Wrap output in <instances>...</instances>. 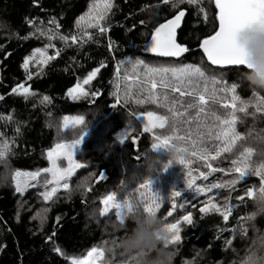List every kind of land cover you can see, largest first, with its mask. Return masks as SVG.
Here are the masks:
<instances>
[{"label": "trees", "instance_id": "16d2710c", "mask_svg": "<svg viewBox=\"0 0 264 264\" xmlns=\"http://www.w3.org/2000/svg\"><path fill=\"white\" fill-rule=\"evenodd\" d=\"M110 2L111 8L104 12L105 0H0V147L5 143L8 146L0 157V178L19 169L47 167L46 153L56 143L89 133L78 155L83 167L70 179L69 188L60 190L51 200L43 202L34 190L20 196L13 184H0V264H71L73 256L101 245L110 246L108 242L118 239L122 230L116 232L112 228L114 223L120 224L116 214H100L101 201L111 193L119 196L141 193L140 185L147 180L154 182L152 185L156 181L161 183L157 210L160 218L166 223L180 221V240L170 243L177 253L175 264H233L248 235V225L242 219L250 201L246 191L248 187L259 188L260 177L246 175L231 187L227 182L237 179L233 162L245 156L250 169L264 166V144L253 139L254 130L264 128V104L257 99L264 100V93L247 86L241 77L244 68L214 67L199 49L203 39L218 29L213 0H201V8L197 2L189 4L188 0ZM181 10L187 13L178 41L190 51L179 58L155 56L147 50L152 34ZM81 17L94 23L87 24ZM37 28H53L60 37L36 36ZM46 48L49 56L46 62L41 66L33 63L31 58L36 49ZM25 58L31 61L23 66ZM130 59L143 62L144 75L141 78L137 75L138 81L122 83L121 94L127 90L131 95L118 100L111 93L112 82L119 63ZM146 64L156 69L194 65L204 72L206 79L191 84L185 81L187 86L173 91L171 87L160 88L157 76L155 91L160 104H136L133 97H139L144 86ZM167 76L171 84L179 85L171 74ZM79 85L84 86L85 93L74 99L70 90ZM13 88L18 91L13 93ZM23 88L44 100L30 99ZM213 90L215 99L211 98ZM201 94L205 96L201 105L204 111L198 116V108L188 105L197 103ZM164 96L168 97L167 105L162 104ZM233 96L238 99L233 101ZM173 102L181 114L176 117L175 129L169 112ZM232 102L235 109L224 106ZM146 111L168 117L165 127L144 132L137 115ZM232 114L238 138L230 150L217 155V145L223 140L216 139L220 125L214 117L225 120ZM68 115H82L84 123L75 130L60 133L56 121ZM198 124L213 126L211 136L206 127L197 129ZM124 129L129 134L121 143L117 137ZM197 130L203 134L198 146L211 149L208 159L189 154L184 164L179 163L181 149L194 151L187 141L197 139ZM157 136L173 137L167 149H152ZM176 136L187 139H175ZM250 148L256 152L249 151ZM168 150L171 157L167 156ZM148 153L161 162L155 171H146L144 166ZM166 164L170 165L165 169ZM209 165L217 171H210ZM101 172L105 173V179L100 178ZM85 176L91 177L90 184L78 192L77 182ZM186 178L194 181L191 189L186 186ZM214 183L225 187L199 194L195 191ZM173 191H180L181 195L173 196ZM207 194H212V201L219 206H231L228 221L218 212L199 211ZM238 196L244 200H237ZM41 207L46 208L44 219L34 216ZM188 213L192 214L191 225L180 219ZM56 248L60 251H55ZM111 259L123 258L114 254Z\"/></svg>", "mask_w": 264, "mask_h": 264}, {"label": "snow or ice", "instance_id": "6c2138e0", "mask_svg": "<svg viewBox=\"0 0 264 264\" xmlns=\"http://www.w3.org/2000/svg\"><path fill=\"white\" fill-rule=\"evenodd\" d=\"M181 3H183V0H180ZM196 0H188L189 4L195 3ZM111 2L110 0H105V6L103 11L106 12L109 8H111ZM175 7V5H173ZM215 7L217 9L216 12V19L218 20V29L215 30L214 34L208 35L203 41L199 44V48L202 49L203 55L207 58V60L212 65L217 66H243V68L251 67L247 63L246 56L242 50V48L239 46L236 40L237 33L245 28V27H251V26H258L261 29H264V0H215ZM203 11V9H201ZM185 15L183 11L179 12L178 15L175 16L174 19L168 20L166 23L161 24L159 27L155 29V32L152 34L151 38V45L147 49L148 51H151L152 53L157 54L161 57H179L181 54L186 53L190 51L189 48L183 46L182 44L177 43L176 38V30L181 24V19ZM101 18H103L101 16ZM84 18L81 17V20ZM79 23V21L77 22ZM37 52H40V49H36ZM43 54V53H41ZM137 64L142 63V61H136ZM28 64V58H25L24 65L26 66ZM171 72L172 76L179 81V85H173L169 82L167 74ZM92 75H95V73H92ZM159 77V86L160 88H168L171 87L173 91H179L180 87L187 86L185 84V81H187V84L193 83L195 80L198 79H206L205 74L201 69L194 65H185L182 68L176 69V68H147L146 66V79L144 80L145 87L140 89V91H146L147 95L145 97V100L156 103L158 99H160L156 92L153 91L157 88V82L154 79L155 77ZM91 78V77H89ZM88 81L86 80L85 83ZM216 81L213 79V83ZM22 87V86H19ZM235 88V85L232 86V89ZM230 89L229 91H231ZM77 89L70 90V95L73 92H77ZM18 91V88H13L12 92L16 93ZM23 93L27 94L28 89L23 88ZM215 90H213L212 99H215ZM83 94V93H81ZM93 95H96V93H93ZM131 93L126 90L125 96H129ZM181 95H184L183 92H181ZM73 98H78V96H73ZM233 101L237 100L238 97L233 96ZM259 104H264V100H259ZM119 100V97H118ZM139 103H144L145 101H138ZM168 97L164 96L162 98V104L167 105ZM169 107V112L172 113L173 118V129H175V120L176 117L179 114L175 108ZM205 103V96L199 95L197 99V103L195 104H189L188 107H196L198 108V116L200 113L204 111L203 105ZM243 104V102H241ZM225 107H232L235 109V104L232 105H224ZM113 107H116L114 105ZM244 107H247V105H244ZM244 107L240 108V111H244ZM259 111V107L257 108ZM216 120L219 121V129L216 133V139H220L224 141V148H217L216 154L219 155L220 151H228L231 149L232 144L234 143L235 139L238 138V134L235 131L234 124H235V115L232 114L229 119L221 120L219 117H214ZM144 119L145 123L143 125L144 132H151L155 128L163 129L165 127V123L168 120V117L163 115H158L154 112H146L144 113ZM66 126L68 118L65 117ZM71 123L73 125H79L84 123V118L82 116H78L72 119ZM201 127H206L208 129V134L211 136L212 133V127L209 125H197V129ZM129 134V130L126 133H122L120 136L117 137V139L124 143L126 141L127 135ZM191 135V133L189 134ZM203 134L200 133L198 130L196 132L197 139L188 140L187 142L191 143L194 151L191 152L192 156H198L201 159H208V152L209 150L207 148H201L198 146L199 139ZM76 140L72 143H59L57 144L52 150L48 152V160L50 162V167L43 169L42 171L49 173L51 175V182L54 183L57 187H53L51 191L44 193V199L49 200L54 193L57 192L58 187H63L64 189L69 188V184L67 183V180L73 176L76 169L83 167L81 163H79L74 158V149L81 143V139ZM175 139L179 140H186V137H174ZM173 139V137H164L161 138L159 136L155 137L156 143L152 144V149H167L169 147V140ZM133 143H135V140H133ZM7 143L3 145V147H0V157H3L5 155V151L7 149ZM186 149H181L180 152H186ZM61 158L66 159L68 162V166L60 167L58 165V160ZM213 159L215 157H212ZM178 162L181 164L185 163V160L183 157H178ZM235 167L234 171L238 174L237 179H233L229 182H227V185L231 187L232 185H235L237 183V180H243V178L246 175L249 174H255L260 177V190L264 191V166H261L257 169H250L249 165L245 160L241 161H234L233 162ZM170 164H166L164 168H168ZM210 171H217V169L211 168L209 165ZM20 175V174H18ZM27 177H30L31 179L35 180L36 177L39 175V173H32V174H25ZM203 176L204 174L201 173ZM190 176V174H189ZM100 178L105 179L106 175L104 172L100 173ZM205 179H207V176H204ZM61 182H64L61 184ZM24 183L23 180L17 182V191L22 192L23 189L21 185ZM194 181L191 178H186V186L187 188L191 189L193 187ZM25 186H27L25 184ZM225 187L224 184L220 183H214L210 186L205 188L197 187L195 189L196 193L199 194L204 191H211L212 189H220ZM141 189L146 190L145 193L142 196V199L145 200V206L144 210L145 212H157V210L160 208V202L161 198L160 196L155 193L152 189V181L147 180L143 184L140 185ZM256 191V188L254 187H248L246 191L247 198L251 199L253 193ZM173 196H180V191H173ZM239 201H243L244 197L238 196L236 198ZM212 197H209V204L205 207H201L199 211L201 213H206L208 211H215L220 213L223 216L224 221H228L229 219V211H221V209L216 205L211 203ZM101 203L104 205V207L101 209L100 214L104 215L109 211L110 208L116 209V216L117 219L120 221V224L123 226L125 223V220L128 218L129 215H131L134 211L133 205L129 201H124L123 203H119L115 201L114 195L110 194L105 199L101 201ZM171 215V213H169ZM181 220L185 221L187 224L191 225L193 224L192 214L188 213L185 216H182L180 218ZM244 219V218H242ZM180 221H176V223H166L165 227L169 232V240L168 243L177 242L180 240L179 232L180 228L178 227ZM231 243V241H229ZM55 251L59 252L60 249L56 248ZM95 253V255H93ZM103 250L93 248L91 251L88 252L87 256L83 259H73L71 261V264H96V260L103 256ZM91 257V259H89Z\"/></svg>", "mask_w": 264, "mask_h": 264}, {"label": "clouds", "instance_id": "9594fccd", "mask_svg": "<svg viewBox=\"0 0 264 264\" xmlns=\"http://www.w3.org/2000/svg\"><path fill=\"white\" fill-rule=\"evenodd\" d=\"M237 43L242 48L247 63L251 67L241 72L243 81L256 92L264 93V29L258 26L245 27L236 36ZM254 141L264 144V128L254 130ZM249 151L256 152L255 148ZM170 150L167 156L171 157ZM161 164L151 153L145 154L146 171H155ZM91 177H82L76 185V190L82 192L90 184ZM244 220L248 225L246 244L242 251L237 252L233 264H264V191L257 188L253 193ZM166 222L157 212H145L144 208H135L127 218V226L113 224L116 232L122 230L118 239L109 241L106 245V255L113 254L122 257L121 264H175L176 251L168 243L169 232ZM195 264V262H194Z\"/></svg>", "mask_w": 264, "mask_h": 264}, {"label": "rangeland", "instance_id": "374dc122", "mask_svg": "<svg viewBox=\"0 0 264 264\" xmlns=\"http://www.w3.org/2000/svg\"><path fill=\"white\" fill-rule=\"evenodd\" d=\"M196 2H197L198 7L201 8L202 7L201 0H196ZM96 9H98V7ZM93 15H95L94 12H93ZM83 22H85L87 24L94 23V22H89L87 18H84L83 19ZM35 33H36V36H39L40 35L42 37H48V36H51V37H54V38L60 37L59 32H57V30H55L53 28H37V30H36ZM41 53H43V54H41ZM47 54L48 53H47V48H46V49L41 50L40 52H36V54L31 59L34 60L33 63H37L36 65L41 66L48 59L49 56ZM31 59H28V62L29 63H30ZM136 61H141V60H138V59H130V60H126V61L120 62L119 65L117 66V69H116L117 75L113 79V82H112L113 88H112V92H111L114 97H116V98L119 97V99H120V98H122L125 95V93L124 94H121V87H122V83H125L126 80H130V81L135 82V81H138L139 80L138 77H136L137 75L140 76L139 78H141L142 75H144V74L141 73V65L143 64V62L140 63V64H137ZM146 66H147V68H152L151 66H149L147 64H146ZM180 68H182V67H180ZM176 69H179V68H176ZM139 73H141V74H139ZM168 74H171V72H169ZM144 87H145V85L143 86V88ZM77 88H78L77 92H73L71 95L72 96H78V98H80L85 93L84 86L83 85H79V86H75L74 87V89H77ZM153 91H155V89ZM81 93H83V94H81ZM139 94H140L139 97H137V98L136 97H133V100H134L133 102L134 103H136V104H149V103H151V102L145 100V97L147 95V92L146 91H140ZM156 95H157V93H156ZM27 97H29L30 99H34L36 101H43L44 100V98L41 95H39V94H37L35 92H32L29 89H28ZM142 100L145 101V102L144 103H139L138 102V101H142ZM156 103L157 104H160V100L158 99ZM232 104H234V103L233 102L230 103V105H232ZM146 112H149V111H146ZM146 112H142V113H139L137 115V118L141 122L142 125H144V123H145L144 113H146ZM151 112H154V111H151ZM154 113H156L158 115H161L158 112H154ZM78 116H82V115H68V116H65V117L68 118L67 126H66L65 117L62 118L60 121L59 120L56 121V123L58 122V130L60 131V133L67 132L68 130H72V129H74V130L77 129L76 127H78L81 124H79V125H73L71 123V121H72L73 118L78 117ZM82 117L84 118V116H82ZM126 132H127V129H124L121 132V134L122 133H126ZM88 134L89 133H84L82 135L79 134V135H76L72 140L59 141L51 149H49L47 151L46 157L48 158V152L50 150H52L57 144H59V143H72V142H74L76 140H79L81 138V136H83L82 139H81V143L74 149V158L79 163H81L79 161L78 155L81 152V147H82L83 141L85 140V138L87 137ZM224 146H225L224 145V141H222L221 143H219L217 145V148H221L222 149V148H224ZM208 150H209L208 153H211L210 152L211 149H208ZM162 151H165V150H162ZM189 154L191 155V152H187V151L186 152H183V155L181 157H183L184 160L186 161L187 160V156ZM245 159H247V156L243 157L242 160H245ZM48 162H49V160H48ZM58 165L60 167H65L66 168L68 166V162H67L66 159L61 158L60 160H58ZM48 167H50V162H49V165L47 167H45V168H48ZM45 168L36 169V170H23V169H19V170L13 171V172H9L8 171L9 173L7 175H3L0 178V184H10V183L13 184L14 185V188H15V192L18 195H20V196H24L30 190H34L35 191V194L36 193L37 194L38 193L40 194L41 200L43 202H47V201L51 200L56 195L57 192H59L60 190H63L64 188L62 186L61 187H58L57 188V192L54 193L53 196L49 200H45L44 199V195H43L44 193L51 191V189L53 187H57L54 183L51 182V180H52L51 175L49 173H46V172L42 171ZM78 169H76V171L74 172L73 176L75 175V173L77 172ZM37 172L39 173V175L36 177L35 180H33L30 177H27L25 175V174H32V173H37ZM18 174H20V175H18ZM72 177H70L67 180V183L68 184H69L70 179ZM21 180L24 181V183L21 185L23 191L22 192H18L16 190L17 189V182L18 181H21ZM63 183L64 182H61V184H63ZM153 183L154 182H152V184ZM25 184L27 186H25ZM160 184L161 183L159 181H156V183L154 185H152L153 191L155 193H157L159 196H160V186H161ZM140 189L141 188H139V190ZM145 191L146 190L142 189L141 190V193H138L137 194L136 192H132V193H127L128 195H126V194L124 195L123 194L124 196H122V195L119 196L120 194L117 195L115 193H111V194L114 195V198H115V201L116 202L123 203L124 201H129L133 205L134 209H135V207H138V208H140L142 210L144 208L145 202H146L145 200L142 199V196L145 193ZM168 194L169 193L163 194V195H165L164 198H166ZM212 196H213L212 194H207L205 196V198H203L201 200V202L203 203V206L202 207H205L206 205L209 204V197H212ZM211 203L216 204L221 209L222 212L223 211H229L231 209V206L230 205H227V206H219L217 202H213L212 200H211ZM103 207H104V205L102 204V208ZM45 209L46 208H43V207L39 208L37 211H35L34 216L35 217H38L40 219H44L45 218ZM172 211H173V208H172ZM208 212H213V211H208ZM110 213L116 214V209L115 208H110L109 211L106 214H110ZM178 227H179V225H178ZM94 248L102 249L103 250V253H104L102 257H100V258H98L96 260V264H109V257L106 255V251H105V248L106 247H104V246L101 245V246L94 247ZM92 249L84 252L83 254H80V255L71 257V261L73 259H83L84 257L87 256L88 252L91 251ZM93 255H95V253ZM89 259H91V257H89ZM121 261L122 260L116 261V260H112L110 258L111 264H121ZM124 264H128V262L125 260L124 261Z\"/></svg>", "mask_w": 264, "mask_h": 264}, {"label": "water", "instance_id": "95a60500", "mask_svg": "<svg viewBox=\"0 0 264 264\" xmlns=\"http://www.w3.org/2000/svg\"><path fill=\"white\" fill-rule=\"evenodd\" d=\"M214 1V4H215V0H213ZM181 11H183L184 13H185V15L182 17V19H181V24H180V26L177 28V30H176V38H177V43H179V41H178V33H179V31L181 30V28H182V26H183V24H184V19H185V17H186V13H187V11L186 10H181ZM180 11V12H181ZM179 14V12L178 13H176L174 16H172V17H170L169 19H167L166 21H164L162 24H164V23H166L168 20H171V19H174L175 18V16L176 15H178ZM180 44V43H179ZM150 45H151V41H150ZM200 49V48H199ZM201 50V52L203 53V51H202V49H200ZM155 56H157V57H159V58H179V57H161V56H158L157 54H155V53H153ZM184 54V53H183ZM183 54H181V56L183 55ZM206 58V57H205ZM207 59V58H206ZM208 61V60H207ZM209 62V61H208ZM210 63V62H209ZM211 64V63H210ZM212 65V64H211ZM212 66H214V67H219V68H225V69H230V68H234V67H241V68H243V66H217V65H212Z\"/></svg>", "mask_w": 264, "mask_h": 264}, {"label": "bare ground", "instance_id": "6f19581e", "mask_svg": "<svg viewBox=\"0 0 264 264\" xmlns=\"http://www.w3.org/2000/svg\"><path fill=\"white\" fill-rule=\"evenodd\" d=\"M152 8H153V7H152ZM158 16H159V14L157 13V17H156L157 19L159 18ZM152 17H153V15H152ZM167 19H168V18H167ZM151 22H152V21H151ZM151 22H150V24H149V25H152V23H151ZM141 44H142V43H141ZM140 53H141V52H140ZM136 142H137V141H136ZM119 152H120V151H119ZM126 163H127V162H126Z\"/></svg>", "mask_w": 264, "mask_h": 264}]
</instances>
